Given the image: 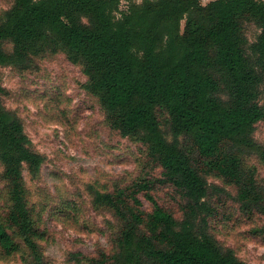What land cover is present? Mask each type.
<instances>
[{
	"label": "trees",
	"instance_id": "obj_1",
	"mask_svg": "<svg viewBox=\"0 0 264 264\" xmlns=\"http://www.w3.org/2000/svg\"><path fill=\"white\" fill-rule=\"evenodd\" d=\"M119 5L14 0L0 19V65L23 69L33 55L64 49L83 66L110 125L138 137L177 192L179 217L159 203L148 178L94 189L93 203L119 220L114 252L95 263L246 264L209 230L216 207L207 199V175L234 185L243 211L264 215V182L245 163L251 155L264 160V142L254 137L264 120V0H142L118 17ZM250 25L258 29L252 40ZM4 92L0 77V162L9 201L0 248L12 254L21 242L30 264H46L23 173L36 174L44 157L4 105Z\"/></svg>",
	"mask_w": 264,
	"mask_h": 264
},
{
	"label": "rangeland",
	"instance_id": "obj_2",
	"mask_svg": "<svg viewBox=\"0 0 264 264\" xmlns=\"http://www.w3.org/2000/svg\"><path fill=\"white\" fill-rule=\"evenodd\" d=\"M13 1L0 0V19ZM141 1L120 0L116 15L130 2ZM257 32L253 25L247 27L251 40ZM4 47L10 51L12 43L5 41ZM0 77L4 105L18 114L31 148L44 157L36 174L26 168L23 173L46 264H96L114 252L119 220L110 208L93 203L94 189L113 191L148 178L154 181L152 193L159 203L180 216L177 192L162 181L161 166L150 159L138 137L122 135L110 125L99 97L88 89L83 66L70 60L64 49L33 55L27 68L0 65ZM261 88L259 101L264 105ZM158 113L164 122L165 114ZM162 127L168 132L166 123ZM167 137L172 140L170 133ZM254 137L264 142V120L256 123ZM245 163L255 167L264 182V160L251 155ZM207 181V199L216 207L209 217L210 232L246 264H264V215L243 211L235 186L223 178L209 174ZM141 198L150 209V201ZM8 205L0 162V221H5ZM0 264H30L25 246L20 242L12 254L0 248ZM105 264L112 263L107 259Z\"/></svg>",
	"mask_w": 264,
	"mask_h": 264
}]
</instances>
